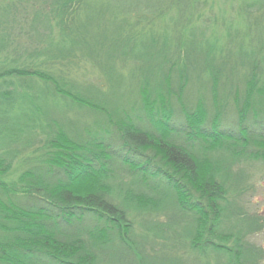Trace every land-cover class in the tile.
Returning a JSON list of instances; mask_svg holds the SVG:
<instances>
[{
	"label": "trees",
	"instance_id": "obj_1",
	"mask_svg": "<svg viewBox=\"0 0 264 264\" xmlns=\"http://www.w3.org/2000/svg\"><path fill=\"white\" fill-rule=\"evenodd\" d=\"M7 1L0 264H264V0Z\"/></svg>",
	"mask_w": 264,
	"mask_h": 264
},
{
	"label": "rangeland",
	"instance_id": "obj_2",
	"mask_svg": "<svg viewBox=\"0 0 264 264\" xmlns=\"http://www.w3.org/2000/svg\"><path fill=\"white\" fill-rule=\"evenodd\" d=\"M240 1L241 0H221L220 1V3L224 4V6L226 8V11L223 14H221V15H223L222 16V21L224 23L229 22V21H232L233 18L235 16H237V7H238V4H239ZM5 2L8 3L9 1H7V0H0V5L4 4ZM230 6H232L233 8L232 9H228ZM26 7H27V5H24L23 6V10H25ZM23 42L26 43L24 40H23ZM255 200L259 201V205L261 207L264 206V190L257 192V197L255 198ZM263 213H264V209H263ZM252 241L254 243H256L257 245L261 246L264 249V232L258 234L256 237H254L252 239Z\"/></svg>",
	"mask_w": 264,
	"mask_h": 264
}]
</instances>
